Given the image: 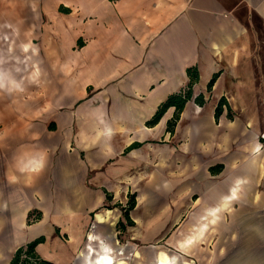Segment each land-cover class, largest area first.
<instances>
[{"label":"crops","instance_id":"1","mask_svg":"<svg viewBox=\"0 0 264 264\" xmlns=\"http://www.w3.org/2000/svg\"><path fill=\"white\" fill-rule=\"evenodd\" d=\"M0 32L24 54L8 71L21 111L0 115V264L38 238L51 264L95 244L125 264L161 247L169 264H264V0H0ZM189 68L173 132V107L147 128ZM132 194L133 226L115 231Z\"/></svg>","mask_w":264,"mask_h":264},{"label":"rangeland","instance_id":"2","mask_svg":"<svg viewBox=\"0 0 264 264\" xmlns=\"http://www.w3.org/2000/svg\"><path fill=\"white\" fill-rule=\"evenodd\" d=\"M7 0H3V2H6ZM0 36H2L0 34ZM13 37L12 34L8 35V37ZM4 41H7V38L5 36H2V38L0 39ZM14 39V37L12 38ZM15 40V39H14ZM12 46H11V45ZM10 50H11V55L10 54ZM16 59H20V60H16ZM23 63H24V54H23V47L18 45V46H14L13 42L11 41V43L9 42V44H0V101H5L4 103L1 104L0 107V115L5 114L7 112L12 114H16L18 112H20L21 110L17 109V104L19 101H21L23 99V80L24 78L22 76H16L14 75L12 78L10 76H8V71H12V73L16 74V72H18L19 70L22 69L23 67ZM33 67V66H32ZM8 79H12L11 81H9ZM38 77H32L30 80V88L33 90L32 95L35 96L36 98H38V91H39V81H38ZM7 86L10 87V91L5 92L4 90H7ZM12 91V92H11ZM9 93V95L7 94ZM35 99V98H33ZM2 126V125H1ZM183 175V173L178 174V177H181ZM165 189V188H163ZM167 192L166 190H163ZM178 191V190H177ZM176 191V192H177ZM133 194H137L139 195L141 193L140 190H132ZM166 192H163L165 195ZM99 211H110L108 210V207L104 206L103 208H101V210ZM115 231H118V228L115 225ZM116 236V235H115ZM117 245H126L119 237V235H117ZM95 247L97 249L96 253L94 254V252L92 250H90V252L87 253V256H91V262L94 263V259H101L105 254L110 255L108 253V251L106 250L105 247H101V250L98 247V244H95ZM165 249V250H163ZM160 252L165 253V254H158L156 259H155V264H160L161 261H166L169 264V259L167 258V256H171L173 257V251L169 250L167 248H160ZM94 254V255H93ZM123 254V250L121 248H118L115 252V250H113V254L112 256L110 255V260L113 264H125L123 259L119 256H121ZM118 255V256H117ZM176 264H184V257L180 254H176ZM84 257V255H83ZM82 258L81 262H83L84 264H89V261L86 258ZM114 257V258H112ZM124 259L126 257L127 259V264H137L134 260V258L137 259H141L143 264H152V253H144V256L139 255V253H136L134 255V257H132L131 254L126 253L124 256H122ZM148 262V263H147ZM138 263L141 264V262L138 261Z\"/></svg>","mask_w":264,"mask_h":264},{"label":"trees","instance_id":"3","mask_svg":"<svg viewBox=\"0 0 264 264\" xmlns=\"http://www.w3.org/2000/svg\"><path fill=\"white\" fill-rule=\"evenodd\" d=\"M186 75L188 78V84L186 88L179 93L167 97V99L157 108V110L155 111L154 115L150 118V120L145 123V126L147 128L154 127L159 122V120L166 112V110L173 107L174 108L173 118L171 119V121L167 123V128H166L167 133L171 134L173 132V128L175 126L176 121L178 120L179 114L183 110L184 105L191 99L192 86L197 82V73L194 68L187 69ZM216 78L217 75L212 76V78L208 82L207 91H210ZM194 102L196 105L201 106L203 104L202 96L198 95L194 99ZM223 106H226V104L224 100L221 99L214 110L215 120H217L218 117L221 115ZM226 109H227V117H229L230 119L229 110L228 108ZM137 147H138L137 145H132L128 148V150ZM134 199L135 196L133 194L128 197L127 204L125 208H123V212H122V218L124 219L125 223L118 221V223L116 224V227L118 228V232H123L126 226L128 227L133 226V224L128 219V213L135 206ZM106 200H108V196H106ZM36 221H38V215L35 214L34 212L29 213L27 216V225H30L31 223H34ZM41 242H42V238H38L33 242L27 244L25 247L18 248L13 254L9 264H51L49 262L39 260V258H37L34 253L35 246Z\"/></svg>","mask_w":264,"mask_h":264},{"label":"bare ground","instance_id":"4","mask_svg":"<svg viewBox=\"0 0 264 264\" xmlns=\"http://www.w3.org/2000/svg\"><path fill=\"white\" fill-rule=\"evenodd\" d=\"M0 34L2 33L0 32ZM8 80L11 81L12 79L11 80L8 79ZM7 89L10 90V87L7 86ZM90 260H89V264H93ZM94 264H112V263H111L110 257L107 254H105L101 259H97V260L94 259ZM160 264H168V263L166 261H161Z\"/></svg>","mask_w":264,"mask_h":264},{"label":"clouds","instance_id":"5","mask_svg":"<svg viewBox=\"0 0 264 264\" xmlns=\"http://www.w3.org/2000/svg\"><path fill=\"white\" fill-rule=\"evenodd\" d=\"M111 134V129H107L106 131H105V135H110Z\"/></svg>","mask_w":264,"mask_h":264}]
</instances>
